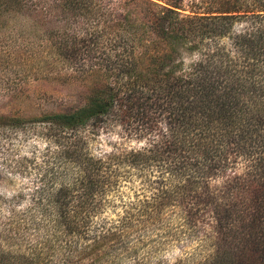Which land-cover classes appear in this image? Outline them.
I'll return each mask as SVG.
<instances>
[{
  "label": "trees",
  "instance_id": "16d2710c",
  "mask_svg": "<svg viewBox=\"0 0 264 264\" xmlns=\"http://www.w3.org/2000/svg\"><path fill=\"white\" fill-rule=\"evenodd\" d=\"M122 1L0 0V19L28 20L44 34L55 24L66 64L109 72L81 107L39 117L0 116V128L45 124L53 156L30 190L28 205L17 210L8 202L0 264H63L72 256L83 262L90 248L104 249L108 235L92 233L111 229L98 223V215L109 207L108 194L123 195L121 183L132 175L119 170L124 164L141 172L157 167L155 175L134 173L142 178L136 193L148 182L155 186L154 201L182 192L190 211L208 206L216 226L228 230L226 237L234 232L236 240L254 226L264 227V0H202L185 16L183 0L172 5L141 0L156 7L150 20L139 21L128 11L116 25L121 31L108 37L97 24L108 22L111 9H124ZM146 32L155 39L145 40L137 54ZM102 39L113 54L100 52ZM113 123L154 138L139 150L93 156L89 135ZM240 157L246 172L225 177ZM192 174V184H183L181 177ZM221 174L222 186L210 190L209 182ZM209 195L215 205L205 202ZM73 244L76 251L54 260L56 248ZM227 246H242L246 259L226 264H264V239L239 236Z\"/></svg>",
  "mask_w": 264,
  "mask_h": 264
},
{
  "label": "rangeland",
  "instance_id": "374dc122",
  "mask_svg": "<svg viewBox=\"0 0 264 264\" xmlns=\"http://www.w3.org/2000/svg\"><path fill=\"white\" fill-rule=\"evenodd\" d=\"M160 5H172L177 0H148ZM202 0H183L181 15L190 14L192 4H201ZM124 9L112 10L108 22L98 23L99 29L106 36H112L116 25L125 22L128 11L139 21H149L155 6L141 0H123ZM83 21H85L83 19ZM28 20L17 17L0 19V116H16L20 118L39 117L42 114L67 112L81 107L90 89L99 81H106L109 72L89 70L73 63L66 64L61 54L62 38L57 34L54 24L47 25L44 30ZM111 34V35H110ZM144 41L136 44L135 52L143 51L145 40L155 39L154 34H141ZM100 52L113 54L112 47L102 46L99 40ZM102 46V47H101ZM189 61V58H188ZM95 75V76H94ZM89 135L88 129L85 130ZM88 149L93 156L100 157L109 154H125L130 150H139L149 146L154 134L147 131L141 137L129 130L105 124L91 134ZM51 144L47 136L45 124L24 123L16 128H0V227L8 215V202L13 208L26 207L29 203L30 190L39 182L41 176L52 163ZM244 157H240L235 167L227 169L222 174L242 175L246 172ZM247 164V163H246ZM121 167H123L121 169ZM121 165L119 170L131 171L127 183H121L122 196L108 194L110 204L100 211L98 223L107 222L108 231H97L95 236L108 238L103 242L104 249L90 248L89 255L82 261L75 256L65 259L63 264H226L234 261H245L242 246L228 250L231 240L239 239L256 242L264 239V227L251 228L246 234L228 237V230L216 226L214 214L208 206H201L196 211L192 209L191 201H181L183 193H164L160 199L151 200L152 183H145L141 194V174H157L153 166L145 171L128 169ZM222 174L212 179L208 187L219 189L222 186ZM181 177L185 184L191 178ZM222 180H221V179ZM129 181V182H128ZM154 181V180H151ZM167 186V185H166ZM158 187V186H156ZM186 190V188H185ZM136 191H139L136 193ZM137 194V195H136ZM136 195V196H135ZM113 196V198H112ZM209 205H215L212 195L205 200ZM219 203V202H218ZM191 213L195 214L194 219ZM194 220L195 223L192 221ZM253 227V226H252ZM100 233V234H99ZM105 233V234H104ZM87 235L90 233L87 232ZM234 237V238H233ZM249 243V242H247ZM78 245V244H77ZM69 246V245H68ZM88 248V249H89ZM77 250L76 244L70 247L56 248L54 260H62L64 255ZM23 252V251H21ZM76 259H75V258ZM95 260V262H93ZM22 261L17 259V262Z\"/></svg>",
  "mask_w": 264,
  "mask_h": 264
}]
</instances>
